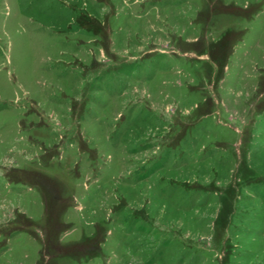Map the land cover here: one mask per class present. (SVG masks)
Listing matches in <instances>:
<instances>
[{"label": "rangeland", "instance_id": "1", "mask_svg": "<svg viewBox=\"0 0 264 264\" xmlns=\"http://www.w3.org/2000/svg\"><path fill=\"white\" fill-rule=\"evenodd\" d=\"M208 263L264 264V0H0V264Z\"/></svg>", "mask_w": 264, "mask_h": 264}, {"label": "bare ground", "instance_id": "2", "mask_svg": "<svg viewBox=\"0 0 264 264\" xmlns=\"http://www.w3.org/2000/svg\"><path fill=\"white\" fill-rule=\"evenodd\" d=\"M174 212V211H173ZM205 216V215H204ZM213 217V216H212ZM213 219V218H212ZM211 221V220H210ZM162 223V222H161ZM172 223V222H171ZM191 223V222H190ZM193 228V227H192ZM176 229V228H175ZM210 234V233H209ZM209 264V263H208Z\"/></svg>", "mask_w": 264, "mask_h": 264}]
</instances>
